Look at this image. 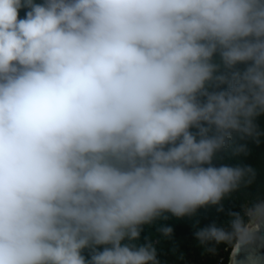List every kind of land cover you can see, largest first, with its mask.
Instances as JSON below:
<instances>
[{
	"label": "clouds",
	"instance_id": "9594fccd",
	"mask_svg": "<svg viewBox=\"0 0 264 264\" xmlns=\"http://www.w3.org/2000/svg\"><path fill=\"white\" fill-rule=\"evenodd\" d=\"M262 115L264 0H0V264H159L144 227L224 212ZM226 215L208 251L264 199Z\"/></svg>",
	"mask_w": 264,
	"mask_h": 264
},
{
	"label": "trees",
	"instance_id": "16d2710c",
	"mask_svg": "<svg viewBox=\"0 0 264 264\" xmlns=\"http://www.w3.org/2000/svg\"><path fill=\"white\" fill-rule=\"evenodd\" d=\"M257 123L260 130L264 132V115L257 119ZM238 143H247V155H234L230 148L218 162L251 166L256 173L254 182L227 194L221 201L225 209L224 212H218V206L213 205L199 209L192 218L177 219L170 217L168 220H158L151 225H146L141 239L136 243H143V238L147 236L157 250L159 264H216L220 258L226 262L235 239L229 243L216 245L213 251H208L207 245L201 246L197 242L194 232L197 227L210 222L226 226L228 220L226 212L228 210L243 211L254 201L264 199V135L260 136L258 144L251 140L238 141ZM195 219H199L201 222L197 227H193ZM162 223L173 228L171 237L165 238L157 231L158 226Z\"/></svg>",
	"mask_w": 264,
	"mask_h": 264
},
{
	"label": "water",
	"instance_id": "95a60500",
	"mask_svg": "<svg viewBox=\"0 0 264 264\" xmlns=\"http://www.w3.org/2000/svg\"><path fill=\"white\" fill-rule=\"evenodd\" d=\"M227 264H264V228L250 241L236 239Z\"/></svg>",
	"mask_w": 264,
	"mask_h": 264
},
{
	"label": "built area",
	"instance_id": "2783aa9c",
	"mask_svg": "<svg viewBox=\"0 0 264 264\" xmlns=\"http://www.w3.org/2000/svg\"><path fill=\"white\" fill-rule=\"evenodd\" d=\"M221 263H222L221 259H219L216 264H221Z\"/></svg>",
	"mask_w": 264,
	"mask_h": 264
}]
</instances>
